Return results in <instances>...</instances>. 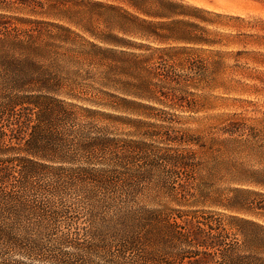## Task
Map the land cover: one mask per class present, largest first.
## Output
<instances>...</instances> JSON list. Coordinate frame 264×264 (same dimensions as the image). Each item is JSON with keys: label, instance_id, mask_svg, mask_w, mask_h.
Wrapping results in <instances>:
<instances>
[{"label": "trees", "instance_id": "1", "mask_svg": "<svg viewBox=\"0 0 264 264\" xmlns=\"http://www.w3.org/2000/svg\"><path fill=\"white\" fill-rule=\"evenodd\" d=\"M121 1L130 11L102 0H0V264H264V205L247 198L264 196L244 188L264 189V113L223 116L203 136L131 121L142 140L87 121L103 107L143 118L157 107L196 112L190 89L224 73L264 93V76L245 72L264 67V53L247 49L264 42V20L235 17L233 43L181 1ZM58 185L82 194L57 200ZM148 191L261 221L199 211L186 220L138 206ZM115 199L116 238L115 220L99 225L95 215L114 218ZM78 209L89 223L72 228Z\"/></svg>", "mask_w": 264, "mask_h": 264}, {"label": "rangeland", "instance_id": "2", "mask_svg": "<svg viewBox=\"0 0 264 264\" xmlns=\"http://www.w3.org/2000/svg\"><path fill=\"white\" fill-rule=\"evenodd\" d=\"M101 1V0H98ZM172 1H181L183 4L189 7L187 11L188 14L206 19L210 21L209 25L201 24L208 32L212 34H217L221 37L227 38V40H232V37L237 33L241 23L234 21L235 17L244 18L246 21H253L255 19L264 20V1L263 0H172ZM102 3L115 5L121 7L127 11H130L125 2L121 0H102ZM74 6L78 7L75 3H66V7L73 9ZM194 8L207 11L209 13H201L193 10ZM179 19V18H178ZM188 19V18H187ZM185 19V20H187ZM189 20V19H188ZM190 22L192 20H189ZM104 27L99 26V30ZM246 33H253L249 29L242 30ZM227 40L224 39L223 43H227ZM233 43H237L236 40H232ZM238 47L237 44L230 46L228 49L217 48L212 50H220L223 52L236 50ZM248 50L256 51L259 53H264V42L257 46H247ZM244 60H241L242 64ZM226 63L228 65L233 64V61L229 58ZM248 70L246 73L250 74H261L264 76V67H252V65H246ZM254 68V69H252ZM256 70V71H255ZM228 75H220L218 82L211 88L206 89H190L195 95V98L201 103L202 108H197L196 112H185L183 110L157 107L161 112L146 111L145 113L149 115L148 118L138 117L131 115L127 112H119L111 108L103 107L96 108V110L101 111L104 115H96L93 118L87 119L91 126L96 128H106L108 134L118 139H131V140H142L137 132H135L134 126L131 124V121H142L147 124H152L154 126H164L168 129L173 130V132H189L194 135L203 136L207 133V129L211 126H214L219 119L223 116L228 115H239L245 118H258L262 113H264V93L259 94L250 93L251 90H244L245 88L238 86L234 83L227 82ZM239 78V76L237 77ZM223 83V84H221ZM251 84V83H250ZM115 95L117 93L115 92ZM106 102L109 104L116 105L113 100L106 99ZM116 101V100H115ZM160 119V121H159ZM163 120V121H161ZM62 191L58 194L57 200H75L81 196V192L78 191V187H69L66 189V186H57ZM222 188L230 189L227 183L221 185ZM247 190L257 192L264 196V189H257L254 187H244ZM66 190V192H65ZM65 192V193H64ZM226 193V192H225ZM116 196V195H115ZM229 196H231L229 194ZM243 198L246 195H242ZM248 200H252L257 203L264 205V197H247ZM178 197L169 194H154L152 191L144 193L140 196L136 202L138 206H141L145 209L153 208H167L172 209L178 216H182L183 219L190 220L192 211H199L212 214L213 216H218L222 219H225L228 216H239L255 220L260 222L261 218L245 215L242 213H236L234 211H229L219 206H211L209 204L203 205H189L190 202H181ZM179 201V202H177ZM120 201L115 199V217H111V213L104 212V210L95 213L96 221H99V225L105 224L108 219L115 220V238L118 233V210ZM79 215L75 221L74 227H86L89 222L87 221L86 216H84L83 210L78 209ZM204 216V215H202ZM210 216V215H209ZM226 223V219L224 221ZM97 228V227H96ZM112 235V233H108ZM153 259L155 257L153 256Z\"/></svg>", "mask_w": 264, "mask_h": 264}]
</instances>
